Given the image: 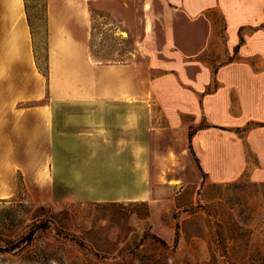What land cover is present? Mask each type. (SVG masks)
<instances>
[{"label": "rangeland", "instance_id": "374dc122", "mask_svg": "<svg viewBox=\"0 0 264 264\" xmlns=\"http://www.w3.org/2000/svg\"><path fill=\"white\" fill-rule=\"evenodd\" d=\"M25 1L41 67L47 64L50 37L57 39L55 57L78 63L71 60L78 49L73 36L83 40L94 63L132 61L134 66L132 74L120 67L117 75L58 69L52 90L64 94L53 96L50 124L38 126L30 137L20 134L22 123L0 118V264H264V183L252 178L258 160L247 141L257 127L252 97L228 101L233 105L225 131L231 144L244 143L248 160L245 169L228 171L203 162L205 154L190 144V133L204 122L188 131L171 128L160 106L149 100L125 111L101 102L95 109L99 125L89 118L91 105L66 97L80 90L97 96L105 85L119 89L127 77L134 96L152 98L155 74L142 71L146 58L137 54L146 47L143 8L152 14L148 22L156 21L165 33L166 21L177 18L174 5L168 0ZM49 2L57 6L56 14H50ZM77 4L85 6L83 22L73 15ZM203 14L214 33L200 59L213 66L214 78L232 63L264 74V49L253 57L229 52L224 14L217 7ZM49 19L55 26L51 32ZM215 89L213 80L208 92ZM247 104L249 113L243 111ZM226 172L228 180L214 181ZM152 235L158 240L146 237Z\"/></svg>", "mask_w": 264, "mask_h": 264}, {"label": "crops", "instance_id": "0c3cea01", "mask_svg": "<svg viewBox=\"0 0 264 264\" xmlns=\"http://www.w3.org/2000/svg\"><path fill=\"white\" fill-rule=\"evenodd\" d=\"M168 1L174 5L170 7L177 18L166 21L165 33H160V25L156 21L148 22L147 18L152 14L147 6L143 8L145 20L142 41L146 42V47L137 49V54L138 57L146 58L147 66L142 71L155 74L150 77L152 98L148 94L145 97L134 96L131 83L127 84L131 79L127 80V77L119 89L113 90L110 85H105L103 88L99 87L97 96L84 94L80 90L74 96L66 97L76 99L84 107L86 104L91 105L92 114L89 118L99 125H102V121L95 109L101 102L108 104L110 108L117 106L120 111H125L134 103L145 107L149 100L160 106L171 128L188 131L190 127L195 128L204 122L205 126L197 128L191 136L190 144L197 152L205 154L203 162L216 163L227 171L243 170L248 166L244 143L240 142L239 147L234 142L231 144L225 131L229 127L228 115L233 105L231 102L229 106L228 101L232 98L243 101L246 96L252 97V118L256 120L257 127L248 133L247 141L258 160L252 178L258 183H264V74L256 71L252 65L232 63L220 67L215 79L213 66L200 59L211 47L214 33L212 22L203 14V10L214 7L225 16L228 51L234 49L235 53L244 57L259 55L264 49V27L261 28L264 25V0ZM64 4L69 7L68 2ZM81 5L73 6L76 9V14L73 15L83 22L86 20V13L85 6ZM26 8L25 0H0V118L22 123L17 126L20 134L30 137L37 133L38 126L46 124L47 127L50 124L54 117L53 96L60 99L64 94V91L56 89L53 93L52 90L56 77L54 74L58 69L71 73L94 72L95 69L100 72L103 69L105 73L117 75L120 67L132 74L134 65L132 61L124 65L101 66L100 63H94L90 52L82 43L83 40L75 36L72 40L77 43L78 49L75 59L71 60L78 63L65 64L62 55L54 56L53 43L57 39L50 37L48 74L43 75L36 61ZM56 8L52 2L48 3L50 14H56ZM232 20L236 21L233 25ZM48 21L51 32L55 26L51 19ZM239 67L243 68L240 74L236 72ZM213 80L216 82V89L208 92ZM143 85L148 87L146 82ZM32 102L37 104L19 107ZM243 111L249 113V104L243 107ZM250 120L244 123L248 124ZM89 125H93L97 133V127ZM227 173L213 177L214 181L228 180ZM230 174L233 176V172Z\"/></svg>", "mask_w": 264, "mask_h": 264}, {"label": "trees", "instance_id": "16d2710c", "mask_svg": "<svg viewBox=\"0 0 264 264\" xmlns=\"http://www.w3.org/2000/svg\"><path fill=\"white\" fill-rule=\"evenodd\" d=\"M34 53H35V57H36V61H37V64H38V68H39V70L41 71V73L43 74V75H45V76H47V74H48V65L46 64V66L43 68V67H41L40 65H39V62H38V56H37V53H36V51H35V49H34ZM48 58V57H47ZM192 134L193 133H190V139H191V136H192ZM193 152V151H192ZM148 239H154V240H158V238H156V236H154V235H152V236H146ZM146 238V239H147ZM164 243V242H163ZM0 252H1V250H0Z\"/></svg>", "mask_w": 264, "mask_h": 264}]
</instances>
